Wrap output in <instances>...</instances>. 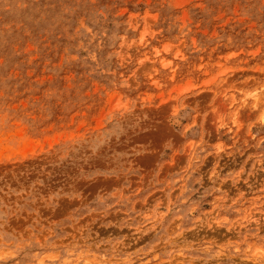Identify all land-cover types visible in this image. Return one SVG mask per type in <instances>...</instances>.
<instances>
[{
	"label": "rangeland",
	"instance_id": "1",
	"mask_svg": "<svg viewBox=\"0 0 264 264\" xmlns=\"http://www.w3.org/2000/svg\"><path fill=\"white\" fill-rule=\"evenodd\" d=\"M0 264H264V0H0Z\"/></svg>",
	"mask_w": 264,
	"mask_h": 264
},
{
	"label": "bare ground",
	"instance_id": "2",
	"mask_svg": "<svg viewBox=\"0 0 264 264\" xmlns=\"http://www.w3.org/2000/svg\"><path fill=\"white\" fill-rule=\"evenodd\" d=\"M257 252H258L257 250H254V252H252L253 253V256H256L257 255Z\"/></svg>",
	"mask_w": 264,
	"mask_h": 264
}]
</instances>
